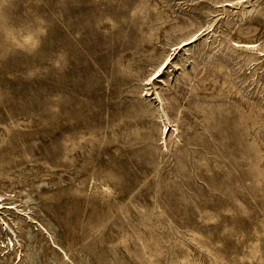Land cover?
<instances>
[{"label": "rangeland", "instance_id": "obj_1", "mask_svg": "<svg viewBox=\"0 0 264 264\" xmlns=\"http://www.w3.org/2000/svg\"><path fill=\"white\" fill-rule=\"evenodd\" d=\"M263 123L264 0H0V264H264Z\"/></svg>", "mask_w": 264, "mask_h": 264}, {"label": "bare ground", "instance_id": "obj_2", "mask_svg": "<svg viewBox=\"0 0 264 264\" xmlns=\"http://www.w3.org/2000/svg\"><path fill=\"white\" fill-rule=\"evenodd\" d=\"M192 40L193 39L189 41H192ZM218 144H219V141H218ZM226 152L227 151H225V153ZM233 154H234V157L236 156V157L241 158L244 163H248L250 166L253 167V169L249 173L245 174V177H246V180H249V187L251 189L252 195L256 197L257 200H259V203L262 204L264 201V172H263L264 171V147L261 146L258 148L257 151H255L254 149L252 152L250 149L248 153H241V154H238V152L235 151ZM228 156L232 157V153L230 152Z\"/></svg>", "mask_w": 264, "mask_h": 264}]
</instances>
